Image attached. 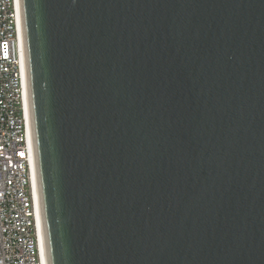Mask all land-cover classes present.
<instances>
[{"label":"water","instance_id":"95a60500","mask_svg":"<svg viewBox=\"0 0 264 264\" xmlns=\"http://www.w3.org/2000/svg\"><path fill=\"white\" fill-rule=\"evenodd\" d=\"M47 264H264V0H20Z\"/></svg>","mask_w":264,"mask_h":264},{"label":"built area","instance_id":"2783aa9c","mask_svg":"<svg viewBox=\"0 0 264 264\" xmlns=\"http://www.w3.org/2000/svg\"><path fill=\"white\" fill-rule=\"evenodd\" d=\"M20 0H0V264H47Z\"/></svg>","mask_w":264,"mask_h":264},{"label":"bare ground","instance_id":"6f19581e","mask_svg":"<svg viewBox=\"0 0 264 264\" xmlns=\"http://www.w3.org/2000/svg\"><path fill=\"white\" fill-rule=\"evenodd\" d=\"M44 250H45V248H44Z\"/></svg>","mask_w":264,"mask_h":264}]
</instances>
